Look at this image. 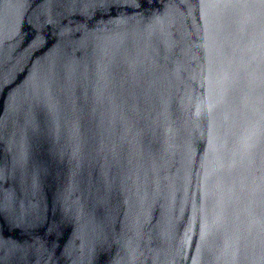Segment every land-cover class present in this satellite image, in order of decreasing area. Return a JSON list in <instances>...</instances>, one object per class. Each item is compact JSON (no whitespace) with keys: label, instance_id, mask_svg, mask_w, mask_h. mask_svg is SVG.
<instances>
[{"label":"water","instance_id":"obj_1","mask_svg":"<svg viewBox=\"0 0 264 264\" xmlns=\"http://www.w3.org/2000/svg\"><path fill=\"white\" fill-rule=\"evenodd\" d=\"M0 264H264V0H0Z\"/></svg>","mask_w":264,"mask_h":264}]
</instances>
